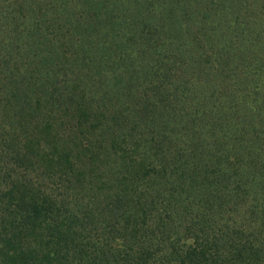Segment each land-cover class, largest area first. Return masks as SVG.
<instances>
[{"label":"trees","instance_id":"trees-1","mask_svg":"<svg viewBox=\"0 0 264 264\" xmlns=\"http://www.w3.org/2000/svg\"><path fill=\"white\" fill-rule=\"evenodd\" d=\"M0 264H264V0H0Z\"/></svg>","mask_w":264,"mask_h":264},{"label":"rangeland","instance_id":"rangeland-1","mask_svg":"<svg viewBox=\"0 0 264 264\" xmlns=\"http://www.w3.org/2000/svg\"><path fill=\"white\" fill-rule=\"evenodd\" d=\"M129 32H133L132 35L134 36V39H136V38L139 36V34H138L139 30H138V29L129 30V31H127L126 34H128ZM134 47H135V50H137V46L132 45V46H130V47L127 48L126 53H127V54H130V52L133 50ZM135 50H134V51H135ZM129 61H130L132 64L134 63V60H133V58H132V55H131V56L129 55ZM139 63H140V62H138V65H139ZM109 69H113V74H112V75L120 74L121 71L124 72V71L127 70V69L125 68V65H123V68H121V67H119L117 64L112 65V67L109 68ZM107 70H108V69H107ZM93 73L95 74V71H94ZM95 75H96V74H95ZM96 77H97V76H95L94 81H98ZM101 78L104 79V77H101ZM137 83H138V82H136V84H137ZM132 86H133V85H132ZM136 96H137V95H136ZM136 96H134V97H136ZM130 107H133V105H132L131 102L129 103L128 109H129Z\"/></svg>","mask_w":264,"mask_h":264}]
</instances>
